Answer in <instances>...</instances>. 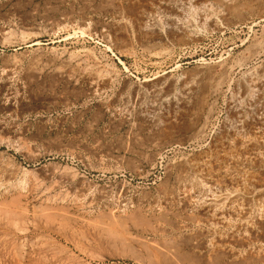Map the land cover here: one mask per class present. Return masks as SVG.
<instances>
[{
    "label": "rangeland",
    "instance_id": "obj_1",
    "mask_svg": "<svg viewBox=\"0 0 264 264\" xmlns=\"http://www.w3.org/2000/svg\"><path fill=\"white\" fill-rule=\"evenodd\" d=\"M263 87L264 0H0V264H264Z\"/></svg>",
    "mask_w": 264,
    "mask_h": 264
},
{
    "label": "bare ground",
    "instance_id": "obj_2",
    "mask_svg": "<svg viewBox=\"0 0 264 264\" xmlns=\"http://www.w3.org/2000/svg\"><path fill=\"white\" fill-rule=\"evenodd\" d=\"M219 4H220V3H219ZM132 7H133V6H132ZM136 12H137V11H136ZM134 15H135V14H134ZM172 17H173V16H172ZM131 18H132V17H131ZM133 18H134V17H133ZM169 19H170V18H169ZM170 23H173V21L171 20ZM142 25H143V24H142ZM138 26H139V25H138ZM139 28H140V27H139ZM262 74H263V73H262ZM256 76H257V75H256ZM253 77H254V76H253ZM258 78H259V75H258ZM251 79H252V78H251ZM254 79H255V78H254ZM254 79H252V80L254 81ZM259 79H260V78H259ZM255 80H256V79H255ZM260 80H262V79H260ZM249 82H250V79H249ZM251 82H252V81H251ZM254 83H258V81H254ZM247 84H248V83H247ZM247 84H246V85H247ZM183 85H185V84H183ZM186 85H187V84H186ZM253 85H254V84H253ZM184 87H185V86H184ZM188 87H189V86H187V88H188ZM248 87H249V85H248ZM187 88H186V89H187ZM189 88H190V87H189ZM263 88H264V87H263ZM184 89H185V88H184ZM184 89H183V90H184ZM201 89H202V88H201ZM187 90H188V89H187ZM244 92H245V91H244ZM182 94H183V93H182ZM159 95H160V94H159ZM248 95H249V94H248ZM190 96H191V95H190ZM193 96H194V95H193ZM200 96H201V95H200ZM194 97H195V99H196V96H194ZM177 101H179V100H177ZM177 101H176V102H177ZM183 102H184V101H183ZM236 102H237V101H236ZM181 104H182V103H181ZM187 104H188V103H187ZM188 105H189V104H188ZM233 106H234V105H233ZM186 107H187V106H186ZM231 107H232V106H231ZM175 109H176V108H175ZM177 109H178V108H177ZM187 110H188V109H187ZM199 112H200V111H199ZM231 113H232V112H231ZM239 114H240V113H239ZM259 118H260V117H259ZM248 122H249V121H248ZM253 122H254V121H253ZM258 122H259V121H258ZM254 123H255V122H254ZM254 123H253V124H254ZM238 124H240V123H238ZM181 125H182V124H181ZM201 125H202V124H201ZM243 126H244V125H243ZM251 126H253V125H251ZM246 127H247V126H246ZM263 127H264V126H263ZM234 128H235V127H234ZM240 128H241V127H240ZM243 129H244V128H243ZM262 129H263V128H262ZM236 132H237V131H236ZM236 132H234V134H235ZM257 132H258V131H257ZM236 134L238 135V133H236ZM263 134H264V132H263ZM250 135H251V134H250ZM234 136H235V135H234ZM239 136H241V135H239ZM239 136H238V137H239ZM252 136H254V135H252ZM252 136H251V137H252ZM258 136H259V135H258ZM263 136H264V135H263ZM251 137H249V138L251 139ZM259 137H260V136H259ZM261 137H262V136H261ZM244 138H246V137H244ZM242 139H243V138H242ZM242 139H241V140H242ZM254 139H255V138H254ZM245 140H246V139H245ZM232 141H233V139H232ZM237 144H239V143H237ZM237 144H236V145H237ZM240 144H242V143H240ZM244 144H245V143H244ZM246 144H247V143H246ZM246 144H245V145H246ZM250 144H251V143H250ZM261 144H264V140L261 141ZM206 145H207V144H206ZM236 145H235V147H236ZM242 145H243V144H242ZM247 145H249V144H247ZM230 146H231V145H230ZM252 146H253V145H252ZM241 147H242V146H241ZM263 147H264V146H263ZM229 148L231 149V147H229ZM236 148H237V147H236ZM225 149H226V148H225ZM257 149H258V148H257ZM220 150H221V149H220ZM243 150H244V149H243ZM243 150H241V151H243ZM246 150H247V149H246ZM203 152H204V151H203ZM205 152H206V150H205ZM219 152H220V151H219ZM224 152H225V151H224ZM234 152H235V151H233V155L235 154ZM251 152H252V149H251ZM262 152L264 153L263 150H262ZM211 153H212V152H211ZM222 153H223V151H222ZM236 153H237V152H236ZM245 153H246V152H245ZM258 153H259V152H258ZM258 153H256V154H258ZM260 153H261V152H260ZM224 154H226V153H224ZM227 154L229 155V152H228ZM237 154H239V153H237ZM241 154H242V153H241ZM249 154H253V153H250V152H249ZM222 155H223V154H222ZM233 155H232V156H233ZM258 155H259V154H258ZM205 156H206V155H205ZM205 156H204V157H205ZM209 156H210V155H209ZM211 156H212V155H211ZM220 156H221V155H220ZM220 156H219V157H220ZM224 156H225V155H224ZM229 156H230V155H229ZM232 156H230V157L232 158ZM254 156H255V155H254ZM261 156H262V155H261ZM212 157H213V156H212ZM242 157H243V156H242ZM263 157H264V155H263ZM201 158H202V157H201ZM221 158H223V157H221ZM231 158H229V160H230ZM238 158L240 159V157H238ZM238 158H236V159H238ZM223 159H224V158H223ZM239 159H238V161H239ZM256 159H257V158H256ZM256 159H255V161H256ZM211 160H212V158H211ZM213 160H214V159H213ZM253 160H254V159H253ZM263 160H264V158H263ZM230 161H231V160H230ZM251 161H252V160H251ZM255 161H253V162H255ZM242 162H243V161H242ZM256 162H257V161H256ZM233 163H234V161H233ZM236 163H237V162H236ZM236 163H235V164H236ZM186 164H187V163H186ZM188 164H189V163H188ZM212 164H213V163H212ZM258 164H259V162H258ZM260 164H261V161H260ZM194 165H195V164H194ZM236 165H237V164H236ZM236 165H235V166H236ZM262 165H263V164H262ZM195 166H196V165H195ZM204 166H206V165H204ZM217 166H218V165H217ZM189 167H191V166H189ZM199 167H200V166H199ZM210 167H211V166H210ZM212 168H213V167H212ZM202 169H203V168H202ZM210 169H211V168H210ZM220 169H221V168H220ZM223 169H224V168H223ZM192 170H193V169H192ZM210 171H211V170H210ZM198 172H199V171H198ZM200 172H201V171H200ZM213 172H214V171H213ZM213 172H212V173H213ZM225 173H227V172H225ZM225 173H223L224 176H225ZM228 173H230V172H228ZM231 173H232V171H231ZM197 174H199V173H197ZM200 174H202V172H201ZM232 174H234V173H232ZM208 175H209V174H208ZM197 176H198V175H197ZM235 176H236V174H235ZM238 176H243V175H238ZM250 176H251V175H250ZM204 177H205V175H204ZM206 177H208V176L206 175ZM206 177H205V178H206ZM209 177H210V176H209ZM210 178H212V177H210ZM213 178H214V177H213ZM225 178H226V177H225ZM225 178H224V179H225ZM230 178H231V177H230ZM234 178H235V177H234ZM243 178H245V177H243ZM200 179H201V178H200ZM215 179H216V178H215ZM224 179H223V180H224ZM240 179H241V181H242V178H240ZM202 180H203V179H202ZM213 180H214V179H213ZM246 180L248 181V178H247ZM200 181H201V180H200ZM225 181H226V180H225ZM228 181H229V180H228ZM236 181H238V179H237ZM236 181H235L234 183H236ZM247 181H246L243 185L247 184V183H248ZM249 181H250V180H249ZM204 182H205V181H204ZM206 182H207V181H206ZM211 182H214V181H212V179H211V180L208 179V183H211ZM217 182H218V181H217V179H216V183H217ZM238 182H239V181H238ZM238 182H237V184H235V185H237L236 187H238V189H239V187H240L241 185L238 186ZM243 182H244V179H243ZM216 183H215V184H216ZM202 184H203V183H202ZM204 184H205V183H204ZM206 184H207V183H206ZM206 184H205V185H206ZM215 184L212 183V185H215ZM240 184H241V183H240ZM257 184H258V183H257ZM233 185H234V184H233ZM247 185H248V184H247ZM262 185H263V184H262ZM198 186H199V185H198ZM202 186H203V185H202ZM218 186H219V185H218ZM218 186H216V188H217ZM223 186H224V185H223ZM252 186H253V185H252ZM256 186H257V185H256ZM256 186H255V188H256ZM206 187H207V189H208V188H210L211 186L209 187V185L207 184ZM206 187H205V188H206ZM233 187H234V186H233ZM243 187H244V186H243ZM243 187L241 186V188H243ZM216 188H215V190H216ZM244 188H245V187H244ZM259 188H260V187L258 186V189H259ZM222 190H223V189H222ZM222 190H221V191H222ZM224 190H225V189H224ZM239 190H240V189H239ZM239 190H238V191H239ZM263 190H264V189H263ZM202 191H203V190H202ZM221 191H220V194H222V196H223V193H221ZM228 191H229V190H228ZM252 191H253V190H252ZM261 191H262V189H261ZM261 191H260V192H261ZM205 192H207V191H205ZM230 192H231V191H230ZM234 192H236V190H235ZM234 192H232V193H234ZM239 192H240V191H239ZM242 192H243V191H242ZM247 192H248V191H247ZM247 192H246V193H247ZM260 192H259V193H260ZM249 193H250V192H249ZM209 194H210V193H209ZM209 194H208V195H209ZM212 194L214 195V193H212ZM225 194H226V193H224V195H225ZM229 194H230V193H229ZM229 194H228V196H231V194H230V195H229ZM234 194H235V193H234ZM253 194H254V193H253ZM262 194H263V193H262ZM203 195H204V194H203ZM218 195H219V194H218ZM211 196H212V195H211ZM216 196H217V195H216ZM244 196H245V194H243L241 197H244ZM213 197H215V195H214ZM226 197H227V196H226ZM226 197H225V198H226ZM221 198H222V197H221ZM229 198H230V197H229ZM237 198H238V197H237ZM241 199H242V198H241ZM240 201H242V200H240ZM215 202H216V201H215ZM217 202H218V201H217ZM226 202H227V203H226L227 206H225V207H227L228 209H230V208L233 207L234 202H237V201H235V198H231V199H229V200L226 201ZM238 202H239V201H238ZM244 202H245V201H244ZM218 203H220V202H218ZM224 203H225V201H224ZM214 204H215V203H214ZM214 204L211 205V206H214ZM222 204H223V203H222ZM222 204H221V205H222ZM239 204L241 205V203H239ZM242 204H243V203H242ZM221 205H220V207L222 208ZM250 205H251V204H250ZM237 206H238V205H237ZM206 207H207V206H206ZM215 207H217V205H216ZM225 207H224V208H225ZM240 207H241V206H240ZM243 207H244V206H243ZM207 208H208V210L210 211V214H209L210 217H209V219H211V220H213V221L218 220V222H219V220H221V222H222V221L224 220L223 218H226V217H227V216H226V217H223V216H222L223 214L221 213V210L215 209V208H213V207H212V208L207 207ZM218 208H219V207H218ZM224 208H223V209H224ZM245 208H246V207H245ZM260 208H261V207H260ZM232 209H233V208H232ZM204 210H205V212L207 211V209H205V208H204ZM231 211H232V210H231ZM233 212H234V211H233ZM225 213H226V212H225ZM260 215H261V214H260ZM258 217H260V216H258ZM206 219H207V218H206ZM227 219H228V218H227ZM227 219H226L225 222H227ZM228 220H229V219H228ZM229 221H230V220H229ZM222 224H223V223H222ZM247 224H248V223H247ZM240 231H241V230H240ZM220 232H221V231H220ZM252 232H253V231H252ZM220 234H221V233H220ZM217 236H218V235H217ZM217 236H216V238H217ZM218 237H219V236H218ZM220 238H221V237H220ZM213 239H215V238H213ZM216 240H218V239H216ZM222 241H223V240H222ZM163 251H164L165 253H168L169 250H167V249L164 247V248H163ZM263 253H264V252H263ZM160 254H161L160 251L155 250V252H154V256L158 257V255H160ZM143 262H144V259H138L137 264H141V263H143ZM149 264H150V263H149Z\"/></svg>",
    "mask_w": 264,
    "mask_h": 264
}]
</instances>
